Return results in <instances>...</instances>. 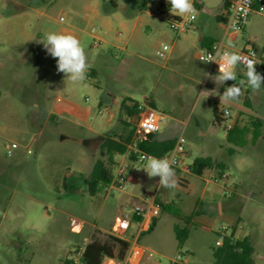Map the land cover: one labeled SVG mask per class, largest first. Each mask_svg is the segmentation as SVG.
Instances as JSON below:
<instances>
[{
  "label": "rangeland",
  "instance_id": "374dc122",
  "mask_svg": "<svg viewBox=\"0 0 264 264\" xmlns=\"http://www.w3.org/2000/svg\"><path fill=\"white\" fill-rule=\"evenodd\" d=\"M196 1L204 2L211 19L222 4L221 0H193L196 16ZM188 15L171 13L168 0L146 4L144 0H0V38L6 46L11 34L30 37L35 45L0 49V264H63L85 237L91 241L97 234L105 240L110 235L122 207L131 205V195L157 192V177L150 179L146 171L138 170L145 162L132 159L130 152L125 159L116 157L112 167L114 175L119 163L126 165L125 193L100 189L91 196L88 191L86 179L101 158L105 138H126L136 131L137 120L128 121L122 108L128 101L146 104L167 117L158 134L184 138L187 165L210 157L223 166L192 177L189 191L185 188L189 173L175 172L177 187L164 188L168 198L162 190L157 198L162 207L157 228L139 241L146 249L142 264H172L179 256L183 264H214L218 234L201 222L185 224L181 201L198 200L205 191L206 197L226 204L235 186L244 231L251 238L263 236L253 248L254 264H264V88L253 93L245 85L239 101L232 102L240 109L220 102L225 88L236 81L216 84L210 76L218 73L207 76L206 65L191 51L175 48L166 60L159 58L164 46L173 47L186 34H193L192 30L176 34L169 28V20ZM77 17L85 22L81 30L74 29L81 33L85 52L94 59L105 54V63L96 66L95 73L89 66L87 79L72 84L57 72L56 59L39 42L51 31L71 33ZM104 22L122 36L115 47L102 41L94 48L91 30L102 36ZM246 28L245 37L258 47L256 71L264 75L260 70L264 16L253 14ZM244 71H237V81L246 79ZM204 91L208 93L200 95ZM215 109L230 112L221 125L214 123ZM105 117L113 118L112 126L94 137L90 129ZM254 121L260 123L261 136L253 145ZM229 124L249 128L246 146L229 141ZM9 142L22 146L13 157L6 153ZM27 145L32 155L26 154ZM224 173L227 178L220 179ZM213 174L216 181H211ZM204 214L217 218L200 213L199 221ZM72 218L85 222L81 234L72 230ZM224 226L217 219L214 229ZM176 229L186 230L187 239L180 242Z\"/></svg>",
  "mask_w": 264,
  "mask_h": 264
},
{
  "label": "built area",
  "instance_id": "2783aa9c",
  "mask_svg": "<svg viewBox=\"0 0 264 264\" xmlns=\"http://www.w3.org/2000/svg\"><path fill=\"white\" fill-rule=\"evenodd\" d=\"M253 14L264 16V0H236L227 17V27L232 33H242L246 28L250 17ZM197 17L194 13L189 14L184 19H172L169 20V28L176 34L187 33L188 31L195 29ZM91 35L93 37V46L98 48L102 43V37L100 32L93 28L91 30ZM119 37L122 36L121 32H117ZM222 43H214L211 48L205 50L198 55V60L202 63V58L208 53L214 54L216 50H225ZM172 47L164 46L161 51L158 52V57L166 60L168 55L171 53ZM239 53L246 59H252L258 65L259 54L257 50L248 45ZM213 68L218 72L219 65L215 62L204 63ZM256 65V67H257ZM237 68L245 69L244 64L239 65ZM230 115L229 110L223 111V117L226 119ZM167 119L166 116L158 114L153 109L148 107L146 104H141L138 106V116H137V127L134 132L132 142L128 147V152L130 156L135 155L137 162L144 163L145 161L142 157L149 156L147 153L141 151L138 148V144L150 135H155L160 132L162 123ZM234 124H229L226 126L227 132H230ZM184 138L180 136L175 144L174 149L169 153L167 157L169 160L173 161V168L175 171H182L183 173H190L189 165L185 162L186 150L184 147ZM22 146L16 142H9L6 144L5 149L8 157H13L16 155L17 151ZM27 155H32V149L30 145L24 147ZM127 152V153H128ZM126 153V154H127ZM125 154V155H126ZM124 156V155H122ZM128 169L124 163H119L117 166L116 173L113 175V179L108 187L109 192H121L125 193L126 183H127ZM216 176H212L211 181H216ZM226 174H223L220 179H226ZM157 193L150 194L145 191L139 197H133L130 206H123L118 217L116 218L110 235L114 238L127 240L130 242V249L127 256L123 262L112 259H105L102 264H141L144 259L146 250L139 244L140 239L146 233H149L154 225L155 220L161 214V205L157 199ZM138 218V221L134 222V218ZM70 226L74 233L81 234L85 228V222L72 218L70 220ZM228 228L222 227L219 231V239L216 246H222L223 240L227 237ZM90 243L89 239H84L81 243L72 249L69 261L72 264H83L84 254L87 245ZM181 256L177 260L173 261L172 264L179 263L183 264Z\"/></svg>",
  "mask_w": 264,
  "mask_h": 264
},
{
  "label": "crops",
  "instance_id": "0c3cea01",
  "mask_svg": "<svg viewBox=\"0 0 264 264\" xmlns=\"http://www.w3.org/2000/svg\"><path fill=\"white\" fill-rule=\"evenodd\" d=\"M221 1H222V4H220L219 7L216 9V11H214V13L212 15L213 16L212 19L209 16V13H208L209 10L204 7V2L203 1H199V2L196 1L195 2L197 4V9H198L199 13L196 16L197 20H196L195 29H192L193 34H190V35L186 34L183 39L178 38L179 40L174 43V45L172 47V51L175 48L178 49V51H181L182 53H186L187 51H191L194 55V58L196 60H198V55L200 53L204 52L205 50H208L209 48H211V46L214 43L219 42V43H222L225 47H227L228 42L231 41L235 45V48L231 49V50H235V51L239 52V51L243 50L246 46L250 45V46L254 47L258 52L257 45L255 43H253V41H251L250 38L245 37V35L247 34V28H245L242 33L236 34V33H232L231 31H229V29L227 27V17H228V14H229L232 6H233V3L236 0H221ZM258 16H260V15H258ZM76 21L77 22H75V27L73 28V30H70V31H71V34H74L75 36H77L81 41V33H76L74 31V29L81 30V28L83 27L85 22H84V20H82L80 18L76 19ZM104 24H106V27H105L106 31L101 36L103 43L107 44L108 46H113V47L117 46V44L119 43V38H118L119 36H116L115 33H113L111 27L108 25L109 22H104ZM179 42H180V45H179ZM6 45L7 44L5 43V41H3L0 38V49L3 51L7 50L8 48L10 50H14V49L18 50L22 47H31V48L35 47L34 39L27 37V36L19 37L17 35H13V34H11V36L8 37V47ZM172 51H171V53H173ZM0 54H2V52H0ZM86 54L88 57V65L91 66V68H92L91 70H93L92 71L93 73H95L94 69L96 68V66L104 65L105 54L103 56H100L98 59L92 58V56H90V54L87 52H86ZM204 65H206V68H204V69H206L205 71H206L207 76L212 75L213 72L218 73L216 70H214L213 68H211L207 64H204ZM242 70H245V69L237 68L236 71L241 72ZM226 104L242 109L236 103H226ZM112 121H113L112 117H105V119L100 120L94 128H91L90 131L92 132L94 137H99L107 131L108 127L112 126ZM154 137L157 141H160V142L167 141V140L177 141L176 138L160 137L159 134H155ZM84 138H86V137H84ZM85 140H87V139H85ZM121 158L125 159L126 155L121 156ZM211 170H214V169H211ZM207 171H210V170H207ZM207 171H205V173ZM205 173L203 176H205ZM222 175H219V176L221 177ZM203 176H193V175L189 174V176H187V178H186L188 180L187 186L185 187L187 189V191H189L190 188L193 187L192 177H203ZM212 176H217V174L216 175L213 174ZM176 179H177V176H176ZM205 182H206V184L211 183V181H209V180H206ZM156 184L158 186V190L156 192L157 197L159 195V192L162 190V192H164V194H165L164 196L166 198H168V196H169L168 192L169 191L165 190L163 187H161L159 185V177L156 178ZM178 187L181 188L180 186H178ZM230 192L231 193L229 195V198L226 199V204H224L222 201H216L215 199H212L211 196L209 198L206 197L205 191H203L201 197L198 200H190V199L182 200L181 201L182 207L185 209L182 221L185 224H189V223L194 224L197 222H201L206 228L215 232L219 236L220 230L218 231V230L214 229L215 222L218 219L224 223V225H225L224 227L228 228L227 236H230L233 233L235 239H239V240L247 239L250 242L251 247L253 249L255 245H258L260 241H263L262 240L263 236H259L258 238H255V237L251 238L250 235H248L244 231V228L242 226V211L240 209V202L237 198V197H239V193L237 191V186H235V189L230 191ZM133 197H139V196H136L135 194L131 195V199ZM200 213H202V214L203 213H210L211 215L216 214L217 218L212 219L209 216L204 214L205 216L202 219V221H199L198 216ZM160 215H159V217H160ZM159 217L155 220L156 225H155L154 230L158 226ZM189 219H190V221H189ZM96 228H98V227H96ZM98 229L103 230L101 228H98ZM153 231H151V232H153ZM151 232H149V233H151ZM146 234H148V233H146ZM146 234H144L143 236H145ZM141 264H142V262H141Z\"/></svg>",
  "mask_w": 264,
  "mask_h": 264
},
{
  "label": "trees",
  "instance_id": "16d2710c",
  "mask_svg": "<svg viewBox=\"0 0 264 264\" xmlns=\"http://www.w3.org/2000/svg\"><path fill=\"white\" fill-rule=\"evenodd\" d=\"M146 2L147 0H144L145 4ZM175 19L179 18L176 17ZM260 70L264 71V62L261 63ZM128 102L124 103L122 108L127 114L128 121L131 122L132 120L137 119L139 104L135 101L132 103ZM214 118V123L217 125H221L222 122L225 121L223 112L219 109L214 110ZM124 125L130 126L127 123H124ZM252 127L251 143L254 145L261 136L260 123L254 121ZM249 131L250 130L247 127H240L239 125L234 124L232 130L228 132V139L241 146H246L248 144L247 135ZM132 137L133 131H131L126 138L121 136L105 138L101 145V158L97 160L89 178L86 179L88 191L91 196L96 195L100 189H108L113 179L112 167L116 164V157L125 155L128 152ZM175 144V140L160 142L155 139L154 135H150L147 140L138 144V148L149 156L163 158L172 152ZM131 158L137 160L136 156L133 154ZM215 168L221 169L223 166L220 162L210 157H200L196 158L189 166V174L193 176H203L205 171ZM136 221H138V218L135 217L134 222ZM155 225L156 223L154 222L151 231L154 230ZM96 232L98 234L102 233L100 231ZM176 234L180 242H183L188 237V232L186 230L176 229ZM96 235H94L93 239L87 245L83 264H102L105 259L118 260L120 262L125 260L130 249V242L114 238L111 235H105L106 239L102 240ZM252 254L253 249L250 242L247 239H235L233 233L223 240L222 246H217L213 249L214 264H254ZM63 264L72 263L67 258L64 260Z\"/></svg>",
  "mask_w": 264,
  "mask_h": 264
},
{
  "label": "clouds",
  "instance_id": "9594fccd",
  "mask_svg": "<svg viewBox=\"0 0 264 264\" xmlns=\"http://www.w3.org/2000/svg\"><path fill=\"white\" fill-rule=\"evenodd\" d=\"M170 11L174 15L184 16L195 12L193 0H168ZM42 43L46 52L56 59L57 72L64 73L66 80L72 84H79L87 79L89 70L88 57L80 39L71 33L51 31L45 34L39 42ZM235 45L229 41L227 49L216 50L214 54L208 53L202 58L204 63L215 62L219 65L218 74L210 76L216 84L223 86L227 81H236L226 87L220 95L221 103L238 102L243 94L244 86L247 85L253 93H258L264 88V75L256 71V62L246 59L234 49ZM244 64V76L246 79L237 81V67ZM208 91L202 92L205 95ZM145 161L143 167L138 168L146 171L148 177H159V185L167 189H175L178 185L173 161L167 157L155 156L142 157ZM151 190V189H149Z\"/></svg>",
  "mask_w": 264,
  "mask_h": 264
}]
</instances>
